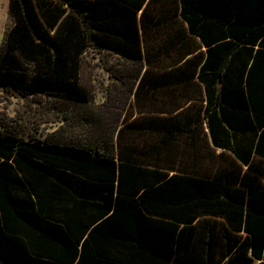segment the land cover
Segmentation results:
<instances>
[{"label": "trees", "instance_id": "16d2710c", "mask_svg": "<svg viewBox=\"0 0 264 264\" xmlns=\"http://www.w3.org/2000/svg\"><path fill=\"white\" fill-rule=\"evenodd\" d=\"M8 19L5 90L83 107L89 48L146 71L123 80L135 119L85 115L82 140L0 134V264L262 257L264 0H10Z\"/></svg>", "mask_w": 264, "mask_h": 264}, {"label": "rangeland", "instance_id": "374dc122", "mask_svg": "<svg viewBox=\"0 0 264 264\" xmlns=\"http://www.w3.org/2000/svg\"><path fill=\"white\" fill-rule=\"evenodd\" d=\"M9 2L0 0V48L10 24ZM145 71L112 52L89 48L83 56L80 74L81 84L90 97L89 104L73 107L56 96L24 97L17 91L0 88V134L8 132L43 141L50 135L82 140L91 129L89 123L80 120L85 115L106 119L113 127L135 119L139 108L129 89L136 84V75ZM115 75L125 78L117 80ZM131 76L135 78L129 84L123 83ZM155 103L151 101L149 106L154 108Z\"/></svg>", "mask_w": 264, "mask_h": 264}, {"label": "crops", "instance_id": "0c3cea01", "mask_svg": "<svg viewBox=\"0 0 264 264\" xmlns=\"http://www.w3.org/2000/svg\"><path fill=\"white\" fill-rule=\"evenodd\" d=\"M261 41H262V38L259 39L258 42H257V44H256V46H254V54L260 49V43H261ZM236 60L239 61L240 59H236ZM243 60L244 61H247L248 60V62H249L248 68H250L251 65L253 64V61L255 60V55H253V57L250 58V59H248L247 57H244ZM261 177H262V181L264 183V175H261ZM248 257L252 258L251 252L248 254ZM253 264H264V252L262 254V257L259 258L258 260H255Z\"/></svg>", "mask_w": 264, "mask_h": 264}]
</instances>
